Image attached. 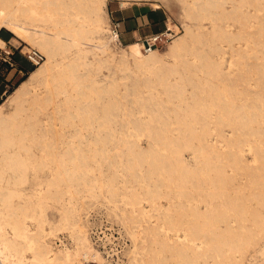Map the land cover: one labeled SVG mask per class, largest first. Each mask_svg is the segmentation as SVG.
Wrapping results in <instances>:
<instances>
[{"label": "bare ground", "instance_id": "1", "mask_svg": "<svg viewBox=\"0 0 264 264\" xmlns=\"http://www.w3.org/2000/svg\"><path fill=\"white\" fill-rule=\"evenodd\" d=\"M32 1L40 3L39 0H0L1 26L20 38L27 28L18 22V18L21 12H34L30 6L26 9V4ZM106 3L107 0H57L60 9L69 8V13L73 15L54 21L53 30L63 36L67 32L66 37L71 40H58L55 38L58 34L38 28L29 42L25 41L27 45L39 46L48 59L32 71L29 81H23L12 95V100L19 103L17 112L24 110L27 103L34 106L30 115L32 122L27 129L20 130L18 125L12 123L4 112L3 104L0 105V178H11L4 174L6 163L18 174L16 178H22L21 172L26 163L20 149L27 145V140L40 139L45 146L50 139L62 134L60 126L52 122L53 113L48 112L47 119H44L39 116L38 108L52 103L56 109L62 102H73L76 113L69 111L63 116V124L70 122L72 117L82 119L88 127L95 126L97 117L101 119L100 125L111 124L121 108L129 107L126 104L122 106L123 102L115 96L117 69L131 74L135 72L134 68L139 71L149 67L155 73H162L160 80L164 92L156 94L153 88L149 95L142 94L144 92L139 88L137 78L134 84L137 90L133 99L134 111L148 112L149 117H139L132 109V119L128 122L138 136L142 133L149 137V145L125 141L126 151L116 158V162L122 166V174L128 182L131 179L142 181L143 178V181H147L146 195L153 204L156 205V199L161 197L168 198L170 202L161 205L160 223L147 220L146 224L141 223L140 233L146 242L140 249L141 256L132 257L127 264H162L161 254L170 244L164 230L169 229H183L187 241L200 238L206 241L202 247L193 249L191 260L182 259V264H246L249 249L259 243L261 233H264V56L257 55L261 44H264L260 35V32H264L262 1L235 0L229 8L227 0H184L188 18L185 31L170 42V53L184 62L185 68L189 67V54L198 60L205 59L209 75L207 78L205 76L206 82L193 83L191 89L187 88V76L176 67L170 68L155 48L145 53L142 44L134 42L130 47L133 61L130 60L129 51L124 50L120 57L112 51L109 29L100 26L104 21ZM250 5H254L256 10L245 9ZM202 9L209 10L208 16L212 20L210 28H204ZM253 18L258 23L249 25L248 22ZM230 19L241 23L238 31L230 30ZM252 26L255 28L253 56H244L245 63H241L239 72L233 74L224 66L223 45L216 42L222 39L232 42L243 37L247 28L250 34ZM196 42L208 44L211 51L198 50ZM5 45L6 41L0 37V47L4 48ZM74 45L76 49H72ZM231 47L234 48L233 45ZM89 54H93V58ZM250 58L255 61H250ZM105 68H108V74L104 73ZM174 72H178L179 77L172 79ZM39 76L47 86L44 93L32 89ZM213 77L220 78L219 81L224 82V85L215 82ZM52 80L55 85H52ZM87 91L98 93L100 100L95 102L93 99L90 102L91 99L85 101L76 96ZM58 96H62L59 102L56 101ZM226 127H230L232 132L227 133ZM30 134L35 136L30 137ZM72 140L75 141L74 138ZM105 141L106 138L100 136L95 142L105 144ZM61 142L65 143V140L61 139ZM95 148L93 161L106 157L102 146ZM187 149L194 153L195 163L186 159ZM246 152H253V159H247ZM65 157L74 160L78 167L65 178H48L44 186L42 184L45 181H40L37 183L39 188L28 193V206L40 208L41 211L47 209L50 196L54 197V202L60 203L63 208L61 217L57 221L47 216L40 220L39 246L32 259L28 260L30 258L18 239L30 238L32 248L36 237H29V227L21 228L14 221L9 222L13 229V234H10L0 212V264H76L80 255L85 261L97 258L101 264H106L92 243L77 205L65 198L64 190H52V185L58 188L73 178L83 180L86 184L92 181L88 178L94 167L83 150L62 152L61 166L66 161ZM32 158L33 161L37 160L36 156ZM110 178V195H116L119 193L114 183L117 176L112 175ZM239 178L246 180L243 183ZM151 180L155 184L149 183ZM12 184L8 181L3 186L6 189L4 203L9 207L12 206L11 195L20 193L11 187ZM143 186L141 184L140 187ZM130 190L132 196L127 193L122 196L125 203L131 206L126 212L131 219L140 218L145 214L140 204L147 197L138 191L136 185ZM230 217L238 222L237 228ZM47 223L51 232L60 226H75L73 236L77 247L74 250H57L45 238L49 232L45 227ZM185 250V247L179 248L176 253L181 255L186 253ZM210 256L213 261H210Z\"/></svg>", "mask_w": 264, "mask_h": 264}, {"label": "rangeland", "instance_id": "2", "mask_svg": "<svg viewBox=\"0 0 264 264\" xmlns=\"http://www.w3.org/2000/svg\"><path fill=\"white\" fill-rule=\"evenodd\" d=\"M39 1L40 3L32 1L31 3L26 4V9H28L30 6V8H33L34 12H21V17L18 18V22L20 24H24L27 30L22 32V36L20 38L15 36V34H13L7 28L1 26L0 21V37L6 41L5 47H0V105L3 104L5 114L9 116L12 123H15V125L19 126L20 130L25 128L27 129L32 122L30 115L34 110V106L27 103L24 110L17 112L19 109V103L12 100V95L15 93V91L23 81H29L32 71L43 65L48 59L47 55L39 46L33 44L27 45L25 41L29 42L35 32L38 31V28H45L51 32H54L55 34H58V36H55V38L58 40H71L70 38L66 37L67 32H65V36H63L60 35V33H57V31L53 30L54 21L63 19L65 16L67 17L73 15V13H69L71 9H60L59 5L56 4L57 0ZM261 1L263 3L264 10V0ZM234 2L235 0H227V7L231 8ZM137 4L145 5L146 9L150 7L160 8L159 10L165 12L166 14L168 27L178 32L176 36L184 33L185 23L188 19L185 15L184 0H107V3L105 5L104 21L100 24V26L109 29L111 21L112 19H114L113 15L115 14L117 9L126 7L128 8L132 5L137 6ZM245 9L251 11L256 10L254 5L246 6ZM217 10H220V8H217ZM200 11L204 14V18L202 20L204 28H210V23L212 20L208 16L209 10L202 9ZM262 13L264 14V11H262ZM228 23H231L230 30L233 32L238 31V28H240L241 26V23L235 22L234 19H230ZM253 23H258L256 18H253L248 22L249 25H253ZM254 29L255 28H253L252 26L253 31H251L250 35L249 33H247V31L249 32L250 29L247 28L244 35H242L243 37L236 38L232 42L226 39L217 40L216 42V44L218 45H223L224 66L226 67V69H230L233 74L239 72L241 63H245L246 57L244 58V56H253L252 49H254L255 47V36L253 34V32H255ZM37 35L40 37L39 33H37ZM245 35L246 37H244ZM260 35L262 41H264V32H260ZM13 37L15 38L13 39ZM110 42L112 51L116 52V55L118 57L121 56L124 50L129 51L130 60L133 61L130 47L134 42L123 46H116L114 43H112L111 38ZM137 43L141 45V42ZM169 45L170 43L167 45H161L155 49L159 51L164 60L167 61L170 68L176 67V69H179L181 73L187 76V88L191 89L193 87V83L196 84V82L200 84L202 82H206L205 76L206 78L207 76H209L207 73V61L203 58L199 59V61L193 54H189L187 63L189 67L185 68V63L179 61L175 55H172L170 53ZM232 45L234 46V48H240H236L238 50L237 51L236 49L231 47ZM196 47L198 50L206 49L208 51H211L210 46L208 44H205L204 42H196ZM29 48L40 50L46 57L44 62L37 66L30 63L25 57V52ZM76 48V45L72 47V49ZM5 50L11 51V57H13V61L16 64L15 70L12 73H10L11 67L8 66L5 62V59H8V53L5 52ZM239 51L241 52L239 53ZM109 54L110 52L108 53V55ZM257 55L262 57L264 56V44H261V50L257 52ZM89 57L93 58V54H89ZM249 60L255 61V59L253 58H250ZM231 61L233 62L231 63ZM134 70L136 73L132 72L131 74L125 72L120 68H118L116 71L115 84L117 86V91L115 92V96L117 95V99L120 98L119 100L123 102L122 106L125 104L127 107L129 106L127 109L121 108L119 110V115L117 116V118H115L116 122L114 121L111 124L105 123L103 125H100L101 119L97 117V121L94 124L95 126L88 127L85 126V122L82 119L78 117H72L70 119V122H66L63 124V116L68 114L69 111L74 114L76 113L75 103L62 102L56 109L52 103H49L43 108H38L39 116L41 118L47 119V113L52 112L54 117L52 119V122L55 125L60 126V131H62V134L50 139L48 141V144L45 146L41 144V142L39 141L40 139L38 141H33L31 139L27 140V145L20 149L25 156L24 159L26 163L23 172H21L22 178H16L18 174L14 173L9 164L6 163L4 168L6 171H4V174L6 176H10L11 178H0V203L3 200V204L0 205V212L3 216L2 221L8 224L7 230L10 234H13V229L9 222L14 221L15 223L17 222V225L21 228H24L26 226L29 227L31 231V233H29V237H36V241L34 242L32 248L30 247V238L20 237L18 239L25 251L26 256L30 258L28 260L32 259V256L35 254L36 249L39 246V242L37 239L40 220L44 219L45 216H47L51 220L57 221L61 217L63 210L61 204L56 201L54 202V197L51 196L49 198L50 204L47 206V209L45 211H41L40 208L34 209L33 207H29L28 202L30 201V198L28 195L33 191H36L35 188H39V185L37 183H39L40 181H45L44 184H42V186H44L46 182L51 179L54 180L55 178L67 177V174L70 171L73 172L75 168L78 167L76 162L68 157H65L66 161L61 166V154L64 151L75 152L77 150H83L90 157L89 161L93 164L94 169L89 172L90 178H88V180L92 181L87 182L88 184H86L83 180L73 178L72 180H67L58 188L52 185V190L54 192L60 189L64 190L65 198L77 205V210L79 211L78 213L81 216V220L84 223L86 229L88 228L86 223L84 222L83 216L87 213L88 210L93 212V215L95 217L92 218H106L113 226H116L115 228H117V226L123 227V238H126L128 240L129 245V248H126L127 261L125 264H127L132 257L141 256V254L139 253L140 249L146 242V239L143 238V234L140 233L141 223L146 224L147 221L156 224L160 223L159 217L162 211L161 205H168L170 200L166 197H161L156 199V205L153 204L152 200L150 198L148 199L146 195L147 181H143V178L142 181L131 179L128 182L122 174V166L118 165L116 162V158L126 151L125 141H135L142 146L149 145V137L146 134L142 133L140 136H138L136 131L132 128V125L128 123L129 120L132 119L130 111H132V109L134 111L135 106V102H133L134 94L135 92H137V90L134 88V84H136L135 80H137L138 78V83L140 85L139 88L144 92L142 94L149 95L150 90H153V88H155L154 91L156 94L164 92V88L161 85L160 80V75H162V73H155V71L149 69V67L148 69L144 68V72L142 69L138 71L137 68H134ZM104 73H109L108 68L104 69ZM148 76L149 78H146ZM175 77H179L178 72H174L171 75L172 79H175ZM219 80L220 78H214L215 82H219L221 85H224V82H221ZM252 82L254 81L252 80ZM52 85H55L54 80H52ZM32 89L36 90L39 93L46 92L47 86L41 76L35 79ZM198 90H200V88H198ZM126 93L127 95L126 97H124ZM76 96L80 97L81 99H85V101H89L91 99L90 102H93V99H95V102L97 100H100L98 93L95 92L92 93L87 91L85 93L76 94ZM61 98L62 96L56 97V101L60 100ZM135 111L134 112L137 113L136 115H138L139 117H149L148 112H138V109H135ZM10 127L11 129H13V126ZM226 132L231 133V128L226 127ZM33 136H35V134H30V137ZM100 136H104L106 138L105 144H96L95 141ZM73 138L75 140L74 142L72 140ZM61 139L65 140V143H62ZM118 141L120 143H118ZM101 146L103 147V152L106 157H103L101 158V160L95 162L93 161V156L96 150L95 147ZM34 156L37 157L36 161H33L32 157ZM100 157L101 156L99 155L98 158L100 159ZM185 157L190 163H195L194 153L190 149H187L185 151ZM246 157L247 159L251 160L254 157V153L246 152ZM146 166L147 165L145 164V167ZM112 175L117 176V178L114 179V183L119 193L116 195H110V191L108 189V184H110V177ZM239 180L244 183L246 178H239ZM8 181H11L13 183L11 185L12 188L18 189L20 191V193H14L11 195L10 200L12 201V206L10 207L6 206L4 203L6 201V189H4L3 186L7 185ZM15 181H17V184H14ZM149 183L155 184V181L151 180ZM141 184H144V186L140 187ZM127 185H129L130 188H128ZM134 185L137 186V188L139 189L138 191L144 194L147 199H143L142 203L140 204L141 207L145 210L144 216L136 219H131L129 213L126 212L131 208V206L125 203L126 201L122 198V196H124V194L126 193L129 194V196H132V192L130 189ZM14 212L17 213L15 215H12ZM230 218L232 219L234 226L237 228L238 222L234 217ZM45 227L47 231H49L47 232L48 234L45 237L46 240L51 245H54L57 250H59L58 248H67L69 250H74L77 247L76 240L73 236V230L76 231L75 226H60L53 232H51L49 223H47ZM103 227L104 230H106L104 224ZM164 233H166L170 244L169 248L161 254L163 258L162 264H182V259L191 260L190 255L193 254V249H196L199 246L202 247L204 244H206V241H204L202 238L196 239L192 242L187 241L188 239L186 238V233L183 229H169L168 231L164 230ZM59 236H65L66 241L68 242L66 246L55 245L54 239ZM184 247L186 248V253L178 255L176 251L179 248ZM100 253L104 258L101 251ZM82 256L83 255H80L79 258L75 261L76 264H101L97 258H92L90 261H85ZM209 258L210 261H213L212 256H210ZM104 261L106 262V264H111L106 259ZM246 264H264V233H261L259 243L255 247L249 249L246 256Z\"/></svg>", "mask_w": 264, "mask_h": 264}, {"label": "built area", "instance_id": "3", "mask_svg": "<svg viewBox=\"0 0 264 264\" xmlns=\"http://www.w3.org/2000/svg\"><path fill=\"white\" fill-rule=\"evenodd\" d=\"M177 34L178 32H176V30L167 26L165 31L150 34L139 42L142 44V50L147 53L153 48L169 44ZM109 36L112 39V43L120 46L124 45L121 39V29L115 21H111ZM25 57L35 66L41 64L45 60L44 54L35 48H29L25 52ZM5 62L11 68L15 66V62L12 58H6ZM83 217L93 244L102 252L104 258L111 264H125L127 261L126 248H129V245L128 240L123 238V227L117 226V228H115L116 226H113L106 218H92L95 216L90 210H88ZM103 224L106 230H104ZM54 243L57 246H66L68 244L65 236L55 238Z\"/></svg>", "mask_w": 264, "mask_h": 264}, {"label": "crops", "instance_id": "4", "mask_svg": "<svg viewBox=\"0 0 264 264\" xmlns=\"http://www.w3.org/2000/svg\"><path fill=\"white\" fill-rule=\"evenodd\" d=\"M159 9L160 8L151 7L146 9L145 5L138 4L137 6L132 5L128 8L117 9L113 15L114 19H112V21L118 23L121 29L123 44L128 45L133 42H139L150 34L165 31L168 26V21L165 12ZM14 38L15 37H13V39ZM5 52L8 53V58L13 59L10 50H5ZM15 67L16 64L10 69V73L15 70Z\"/></svg>", "mask_w": 264, "mask_h": 264}]
</instances>
